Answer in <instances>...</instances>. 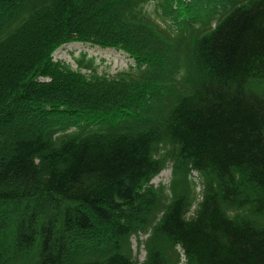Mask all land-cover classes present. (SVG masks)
Returning <instances> with one entry per match:
<instances>
[{"label": "trees", "instance_id": "obj_1", "mask_svg": "<svg viewBox=\"0 0 264 264\" xmlns=\"http://www.w3.org/2000/svg\"><path fill=\"white\" fill-rule=\"evenodd\" d=\"M0 264H264V0H0Z\"/></svg>", "mask_w": 264, "mask_h": 264}, {"label": "rangeland", "instance_id": "obj_2", "mask_svg": "<svg viewBox=\"0 0 264 264\" xmlns=\"http://www.w3.org/2000/svg\"><path fill=\"white\" fill-rule=\"evenodd\" d=\"M149 10H153V6H150ZM83 56L87 58L93 57L95 59V65L98 67L97 73L99 75L105 74L108 77L125 76L131 70V66L135 64L133 59L128 57L126 53L122 51L101 49L80 42L64 44L54 53V59L61 60L74 69L78 68L76 59ZM80 71L86 76L91 75L90 71L86 69H81ZM171 178L172 169L170 165L154 178L153 183L155 185L160 183L169 184ZM146 237L147 235H140L132 238L134 254L139 261H143L145 258V249L139 241L144 240Z\"/></svg>", "mask_w": 264, "mask_h": 264}]
</instances>
